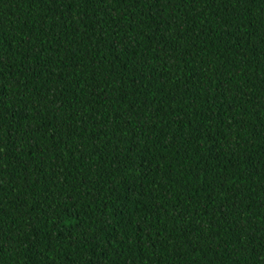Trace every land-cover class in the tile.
Masks as SVG:
<instances>
[{
	"label": "trees",
	"instance_id": "16d2710c",
	"mask_svg": "<svg viewBox=\"0 0 264 264\" xmlns=\"http://www.w3.org/2000/svg\"><path fill=\"white\" fill-rule=\"evenodd\" d=\"M0 264H264V0H0Z\"/></svg>",
	"mask_w": 264,
	"mask_h": 264
}]
</instances>
